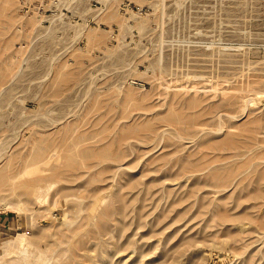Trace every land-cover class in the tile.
Masks as SVG:
<instances>
[{"label": "rangeland", "instance_id": "obj_1", "mask_svg": "<svg viewBox=\"0 0 264 264\" xmlns=\"http://www.w3.org/2000/svg\"><path fill=\"white\" fill-rule=\"evenodd\" d=\"M2 178L0 264H264V0H0Z\"/></svg>", "mask_w": 264, "mask_h": 264}, {"label": "crops", "instance_id": "obj_2", "mask_svg": "<svg viewBox=\"0 0 264 264\" xmlns=\"http://www.w3.org/2000/svg\"><path fill=\"white\" fill-rule=\"evenodd\" d=\"M11 221H8V218H5L4 216L0 215V233H3V230L6 228H11Z\"/></svg>", "mask_w": 264, "mask_h": 264}, {"label": "bare ground", "instance_id": "obj_3", "mask_svg": "<svg viewBox=\"0 0 264 264\" xmlns=\"http://www.w3.org/2000/svg\"><path fill=\"white\" fill-rule=\"evenodd\" d=\"M72 74V73H71ZM58 92V91H57ZM229 140H230V138H229ZM228 142V141H227ZM229 143H231V142H229ZM1 183L2 184H4L6 181H5V179L4 178H2L1 180ZM5 181V182H4ZM7 183V182H6ZM4 204H6V205H9V203H7V201L6 202H4ZM13 208H15V207H13ZM25 234V233H24ZM23 235L21 234L16 240L20 243L22 240H23Z\"/></svg>", "mask_w": 264, "mask_h": 264}]
</instances>
